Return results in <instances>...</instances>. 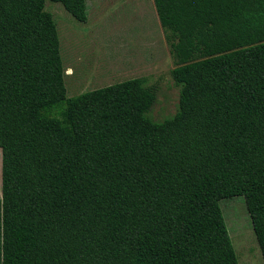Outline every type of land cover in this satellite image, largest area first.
Listing matches in <instances>:
<instances>
[{"label":"trees","instance_id":"trees-1","mask_svg":"<svg viewBox=\"0 0 264 264\" xmlns=\"http://www.w3.org/2000/svg\"><path fill=\"white\" fill-rule=\"evenodd\" d=\"M0 0V264H240L244 196L264 260V0H153L177 113L134 78L67 97L46 2Z\"/></svg>","mask_w":264,"mask_h":264},{"label":"rangeland","instance_id":"rangeland-1","mask_svg":"<svg viewBox=\"0 0 264 264\" xmlns=\"http://www.w3.org/2000/svg\"><path fill=\"white\" fill-rule=\"evenodd\" d=\"M89 18L80 23L60 3L46 2L61 41L67 97L134 78L156 90L148 116L155 122L173 117L180 89L171 71L175 61L153 0H87ZM2 152L0 150V198ZM240 264H264L244 196L221 201Z\"/></svg>","mask_w":264,"mask_h":264}]
</instances>
